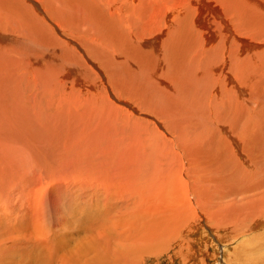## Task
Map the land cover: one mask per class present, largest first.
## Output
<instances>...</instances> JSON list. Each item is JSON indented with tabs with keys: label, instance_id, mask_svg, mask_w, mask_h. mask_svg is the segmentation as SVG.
Wrapping results in <instances>:
<instances>
[{
	"label": "rangeland",
	"instance_id": "374dc122",
	"mask_svg": "<svg viewBox=\"0 0 264 264\" xmlns=\"http://www.w3.org/2000/svg\"><path fill=\"white\" fill-rule=\"evenodd\" d=\"M23 1L31 5L34 1H39L43 10L48 11L49 0ZM205 1H210L215 8H219L226 18H230L233 30H237L236 37L239 39L235 35L229 36L230 34L226 32L228 40L226 41L243 48L241 52L246 67L243 66V70L246 76L248 75L247 79L249 78L246 80L245 98L251 108V112L245 113L247 115L244 128L247 125L248 133L246 132L244 136L248 139L244 137V143L247 144L245 151L250 152L249 156H252L251 151L254 149L256 151L264 149V0ZM200 2L202 0H184V14L194 16L196 8L201 7ZM29 9L32 12L37 10L34 6ZM232 14L233 17H230ZM37 15L40 18L43 16ZM208 15L207 29L211 31V37L216 38L211 44H220L221 37L225 36V32L218 24L220 19L216 18L214 12L210 11ZM195 24L198 30H202L199 23ZM45 28L43 37L39 36L38 39V43L41 44L35 45L34 42L30 48L12 44L7 49L8 69L5 73L4 87L2 86L6 100L5 106L0 110V119L6 125V133L0 136V264H243L246 255L253 250L251 245L256 240L264 239L254 235L264 231V220H260L261 225L253 226L249 232H243L238 223L240 221L238 219L242 218L244 213V216H248L256 214L253 211L255 208L258 211L257 206L260 203L253 200L255 195L252 192H256L253 188L261 182L244 183L247 188L245 194L238 192L237 187H234L236 184L231 187L232 194L228 190V185L225 187L224 198L220 200L223 206L221 204L219 207L220 203L218 206L217 204L204 206V212L190 213L191 215H185L184 207H179L181 214H177L174 211L177 207L170 205L166 213L162 202L146 204L143 197L135 199L130 196L135 194L128 188L134 181L135 162L133 157L128 158L133 154L130 151L118 153L113 146L114 139H111L114 135L105 132L107 130L102 126L108 120L109 124L120 122L117 119L130 114L124 113L125 110L122 111L119 107L112 105V108L108 104L104 105V102L99 103V97L102 96L100 91L105 94L106 81L113 80L112 77L115 76L113 72L118 74L124 70L119 63L120 70H115L117 61L114 59L107 63L100 62V67L106 78L108 77L104 80L100 76L104 85L99 83L96 77L95 71H99L89 62L87 66L80 68L83 78L74 71H68L70 70L68 67L64 75L70 72V76L62 77L58 71H63V68L60 69L55 64L61 62L60 52L63 48L65 51L70 49L66 46L60 49L59 45L54 44L50 28ZM83 30L82 36L86 40L89 39L87 44L98 45L95 42L100 39L99 34ZM198 30L199 37L205 38L204 32L200 33ZM67 33L72 34L70 31ZM62 39L67 40L64 36ZM43 41L46 43L42 45ZM245 42L249 45L245 46ZM120 59L122 62V58ZM75 67L77 68L76 65ZM165 68L162 67L160 76L169 71ZM218 71L215 69L214 73ZM209 72L212 79L213 70ZM199 73L200 78L205 77L207 80L204 74ZM47 74L59 75L60 79L56 77L59 83L54 76H51L52 79L49 77L51 81L45 79L48 78L45 77ZM154 74L156 81L159 77L155 72ZM186 74L189 72H180L182 80H186L184 79L187 77ZM124 77L126 83L134 80L136 85L141 84L128 74ZM201 80L204 81L200 79L198 82ZM53 81L56 83H51ZM32 82L36 85L31 84ZM208 83L200 82V85H196L203 91V84L206 86ZM147 84L152 83L149 81ZM22 86H25V89ZM31 87L33 91L29 89ZM60 88L66 91L62 92ZM167 89L169 90L168 86ZM189 90L190 88L186 91ZM128 92L121 90V86L117 85L114 93L116 99L112 100L114 99V102L123 109L129 108L125 101L133 107L134 103L139 106L136 103L139 95ZM98 104L101 111L95 108ZM145 112H148V109ZM135 113L139 117L141 115V118L152 119L145 113L143 115L140 110ZM128 122L126 130L129 133L126 131L128 134L126 136L129 137L133 136L137 123ZM124 124L127 126L126 123L120 125ZM218 130L225 134L222 127H216V132ZM208 136L210 142L214 137L211 130ZM128 137V146L129 142L135 146L134 141ZM125 149L126 147L120 148L121 151ZM247 167L252 170L251 167ZM114 178L123 181L122 186L118 185ZM230 180L228 182L231 184ZM231 181L235 182L233 179ZM130 197H133L132 200ZM235 198H237L235 204L238 206L231 205ZM239 205H242V212L238 211ZM206 207L211 210H207ZM237 211L239 215L236 214ZM259 215L255 216L256 219ZM234 223L239 225L230 226ZM218 226H221L222 230Z\"/></svg>",
	"mask_w": 264,
	"mask_h": 264
},
{
	"label": "bare ground",
	"instance_id": "6f19581e",
	"mask_svg": "<svg viewBox=\"0 0 264 264\" xmlns=\"http://www.w3.org/2000/svg\"><path fill=\"white\" fill-rule=\"evenodd\" d=\"M26 2L23 0H0V110L5 106L6 100L4 96L6 93L3 92L2 86L8 69L6 63L8 46L13 44L14 46L23 45L30 48L34 42L35 45L41 44V42L38 43L39 36L43 37V32L46 31L45 27H48L53 34L54 38L52 36L51 38L54 44L59 45L60 49L63 46L70 49V51H65L63 48V51L60 52L62 60L60 58L61 62L55 64L60 69L63 68V71L58 68V72H61L59 75L62 77L71 74L69 72V74L64 75L67 67L70 69H67L68 71H74L75 74L82 77L80 68L87 66L89 62L99 71H95L96 77L99 83L103 84L100 76L104 80H107L108 77L106 78L99 63H107L113 59L117 61L115 70H120L119 64L124 70L118 74L113 72L114 81H106L105 94L100 91L101 95L104 94L105 96L102 98L99 95V103L104 102V105L108 104L109 107L112 105L119 107L122 111L125 110L124 113L130 114L117 119L120 122L115 121L109 124L108 120L102 125L107 130L105 132L115 136L111 139H114L113 146L117 152L124 151L126 153L130 151L133 154L129 155L128 158L133 157L135 162L133 163L134 181L128 188L132 190L131 193L135 194L130 193V196L135 199L143 197L146 204L162 202V207L166 213L170 205L177 207L176 210L170 208L177 214L180 213L179 207H184L183 210L186 209L185 215H191L204 212V206L215 204L218 206L220 203V207L223 203L220 200L224 198L225 187L228 185V190L232 194L231 187L233 184H236L234 187H237L238 192L245 194L247 188L244 183L260 181L261 183L258 182L253 188L256 189V192H252L255 195L253 200L260 203L257 206L258 211L255 208L253 211L256 214L244 216V213L242 218L238 219L240 221H236L241 225L243 232H249L253 226L256 227L261 223L260 220H264V149L257 151L254 149L251 151L252 156H249L250 152L245 151L247 144L244 143V135L248 131L247 125L244 128L247 115L245 113L251 112L245 98L247 94L246 80L249 78L247 79L248 75L246 76L243 70L244 55L241 52L243 48L239 46L237 48L233 46L235 43L227 42L226 32L230 34L229 36L235 35L236 37L237 31L233 30L229 21L230 18H226L219 8H215L213 3L205 0L200 2L201 7L196 8L193 18L189 14H184V0H49L47 12L40 6L39 1L32 2V5ZM32 6L37 10L32 12L29 9ZM255 8L258 7L255 6ZM210 11L214 12L217 19H220L218 24L225 32V36H220L221 40L219 38L220 44H211L216 38L211 37V31L207 29L208 12ZM37 14L43 16L40 18ZM230 17H233V14ZM195 23H199L202 30H198ZM83 28L92 34H99L100 39L95 42L98 45L87 44L89 39L86 37L88 39L86 40L82 36ZM67 29L72 34L67 33ZM197 30L200 33L204 32L205 38H200ZM63 36L67 40H63ZM79 36H82L81 40ZM88 36L90 35L88 34ZM45 43L43 41L42 45ZM236 43L238 42L236 41ZM37 47L38 45L35 47L36 51ZM120 58H122V62H120ZM74 65L77 68H74ZM163 66L169 71L165 72L164 76H160L159 73ZM210 67L213 69H209ZM244 68L246 67L244 66ZM215 69L219 70L218 73H214ZM10 70L12 71V69ZM209 70H213L212 79H210ZM181 71L189 72L186 74L187 77H184L186 80L181 79ZM154 72L159 77L157 82L154 78ZM195 72L198 74L196 75ZM199 72L204 74L203 76H206L207 80L205 77L200 78ZM126 74L130 78L140 81L141 84L136 85L134 80H131L132 83L131 81L126 83L124 77ZM59 75H48L45 76L48 77L45 79L50 80L51 76L56 78ZM77 77L76 79L79 80L80 78ZM197 77L204 79V81H200L201 83H208L209 80L208 85L203 84V91L196 85H200L198 82L200 79ZM116 79L118 80L116 81ZM33 80L34 78H32ZM55 80L57 81V78ZM149 81L152 84H147ZM183 81H186V85H184L185 83L182 84ZM60 82L62 81L60 80ZM51 83L55 84L56 82ZM31 84L35 83L32 82ZM117 85L121 86V90L130 91L129 94H138L139 99H136V103L139 106L134 103L135 107H133L125 101L127 103L125 105H129V108H120L121 106L117 105L114 99L112 100V98L116 99L114 93ZM228 85H230L229 88ZM22 87L25 89V86ZM188 88L190 90L186 91ZM29 89L33 91V87ZM64 91L62 90V92ZM95 108L99 110V104ZM138 109L143 115H149L152 119L141 118V115L140 117L136 115L135 112H138ZM146 109L148 112H145ZM254 112L256 111L254 110ZM128 121L137 123L135 130H133V136L129 135V137L126 136ZM123 123H126L127 126L125 124L121 126ZM5 127V122L0 119V136L6 133ZM216 127H222L225 134L220 132L219 128L216 132ZM210 130L214 137L209 142ZM108 133L107 135H109ZM217 134L219 135L217 136ZM127 137L134 141L135 146L132 145V142H129L130 145L128 146ZM109 141L112 142V140ZM124 147L126 149L121 151L120 148ZM247 166L251 167L252 170H249ZM114 179L120 186L124 183L117 178ZM230 179L235 180V182L232 183L233 181ZM229 180L231 184L228 182ZM132 198L130 197L131 200ZM235 200L237 198L232 200L234 203L231 205L238 206L235 204ZM135 202L139 203L137 200ZM239 206L238 211L242 212V205ZM209 209L211 210V208L207 210ZM183 212L185 213V211ZM239 212L236 214L239 215ZM204 214L206 216V213ZM204 214L201 215L204 216ZM209 215L213 216V214ZM257 215L259 216L256 219L255 216ZM254 219L255 222L253 223ZM178 220L180 221V217ZM237 225L234 223L230 226L237 227ZM218 228L221 229V226ZM203 233L205 235V232ZM208 233L210 234V232Z\"/></svg>",
	"mask_w": 264,
	"mask_h": 264
},
{
	"label": "clouds",
	"instance_id": "9594fccd",
	"mask_svg": "<svg viewBox=\"0 0 264 264\" xmlns=\"http://www.w3.org/2000/svg\"><path fill=\"white\" fill-rule=\"evenodd\" d=\"M257 237L264 238V231L254 234ZM253 249L246 255L243 264H264V239L256 240L252 245Z\"/></svg>",
	"mask_w": 264,
	"mask_h": 264
}]
</instances>
